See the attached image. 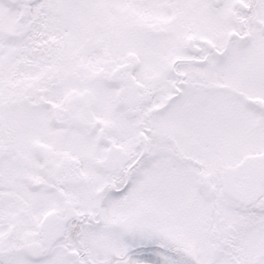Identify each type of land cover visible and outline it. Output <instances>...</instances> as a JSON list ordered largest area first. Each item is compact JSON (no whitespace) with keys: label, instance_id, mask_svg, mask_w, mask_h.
Returning <instances> with one entry per match:
<instances>
[{"label":"snow or ice","instance_id":"snow-or-ice-1","mask_svg":"<svg viewBox=\"0 0 264 264\" xmlns=\"http://www.w3.org/2000/svg\"><path fill=\"white\" fill-rule=\"evenodd\" d=\"M0 264H264V0H0Z\"/></svg>","mask_w":264,"mask_h":264}]
</instances>
